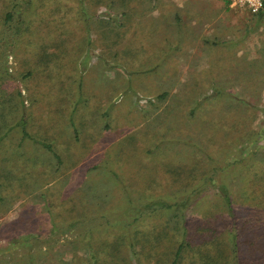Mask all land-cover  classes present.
Here are the masks:
<instances>
[{"label":"rangeland","instance_id":"rangeland-1","mask_svg":"<svg viewBox=\"0 0 264 264\" xmlns=\"http://www.w3.org/2000/svg\"><path fill=\"white\" fill-rule=\"evenodd\" d=\"M13 2L0 0V264H94L93 256L100 264H171L178 235L173 240L165 236L154 247L151 241L130 247V238H136L128 224L149 193L146 179L137 185L131 175L142 168L149 177L153 165L162 169V161L194 162L210 174L215 161L264 150V14L251 15L226 0H34L33 9L40 7L42 13L32 23V11H26L31 32L19 38L29 42H16L3 24L8 10H24ZM57 3L76 6L82 20L77 38L59 46L47 40L60 39L62 23L71 22L76 12H57ZM21 27L24 34L25 24ZM108 39L114 45L108 46ZM164 93L155 107L154 100ZM120 99L124 103L116 105ZM170 101L181 108L170 107L164 114V120L176 119L173 127L153 126L150 120ZM23 115L32 138L14 126ZM72 120L81 123L77 138ZM43 123L47 131L39 130ZM233 123L247 129L241 143L220 139ZM194 128L204 140L220 139L221 146L203 143L198 135L192 139ZM139 130L149 132L150 156L135 151L136 138L125 140ZM191 188L183 180L159 190ZM216 192L214 185L206 186L189 204L194 249L179 264L200 263L202 256L219 251L211 232L202 234L198 226L202 208ZM174 220L165 213L147 219L146 225L171 229ZM252 222L251 231L240 234L247 249L243 257H250L245 264H264L262 249L254 250L264 228ZM222 236L229 264H242L232 252L231 229ZM44 251L48 258L36 257Z\"/></svg>","mask_w":264,"mask_h":264},{"label":"trees","instance_id":"trees-1","mask_svg":"<svg viewBox=\"0 0 264 264\" xmlns=\"http://www.w3.org/2000/svg\"><path fill=\"white\" fill-rule=\"evenodd\" d=\"M226 2L228 3V0H226ZM13 3L15 8H21L24 5V10L21 11L19 14L8 10L3 18L4 27L6 30L12 31L16 42H22L23 40L29 42V40L24 39V37H21L23 39L19 38L21 35H26L28 31L31 32L30 26H28L29 23H27L28 17L26 16V11H32L33 16L31 19H39V16L42 13L40 10L41 8L37 7L36 9H33L35 6L34 0H16V2ZM57 5L58 7L55 8L57 12L59 11L65 13L66 15H70V13L72 14L76 12V6L72 9L71 3H68L66 6H63V4L60 3H57ZM80 13L78 14V12H76L75 15H72L73 18L71 19V22L62 23L63 29L60 35V39L47 40V44L51 45L50 43H52V45L57 44L59 46L58 43H61L62 45H65L70 42L71 36L73 39H76L77 37L75 30L78 29L82 22V20L78 19V15H80ZM34 19L31 21L32 23L35 22ZM46 21H48V19H46ZM24 24L25 27L23 28L25 33L21 34L23 32L21 25ZM108 29L113 32L114 27L110 26ZM114 42L115 41L108 39L106 41V44L108 46H112L114 45ZM30 43H33V41H31ZM88 43L92 44L93 39H90ZM47 44H43L44 49H46ZM40 55L41 57H46L44 55H47V50L43 51ZM27 61L29 62V59H27ZM58 67H60V65H56L55 69L57 70ZM29 73L32 74L33 72L30 71ZM167 95V93H164L160 96H157V98L160 97L158 99L159 101L156 99V103L154 100L153 105L155 107L160 106L161 102L164 101ZM123 103L124 99H120L115 104L119 105ZM172 104L173 102L170 101L167 108H164L159 114H157L150 120V122H153V126H161L164 124L167 129H171L173 127L171 123H174L176 119H163L165 112H167L168 109L172 107ZM177 106L178 105L174 104L172 109L176 108L175 111L178 112L179 110H181V108ZM127 107L129 108L130 105L127 104ZM193 112L194 110L190 113ZM177 120L181 121L183 119H180L178 117ZM15 125L21 128L23 132V137L32 138V136L28 132L27 118L25 117V115H23L21 119L17 120V122L14 123V126ZM72 126L74 127L75 137L77 138L78 129L79 126H81V123L77 124L74 122V120H72ZM177 126L179 127L178 123ZM48 129V125H46L45 123H43L39 127V130L47 131ZM227 130H229V132L227 133L224 131V136H221L220 139L222 140V138H228L233 144L236 142L241 143L244 135L247 134L246 128H244L243 126L237 128L234 123L232 125H229V127L226 128V131ZM250 133L251 135H253V130L250 131ZM148 135V131L143 132L139 130L138 133L136 132L128 135L125 140L128 141L130 139L136 138L135 151L137 150L142 155L150 156L152 150H150V148L147 150L146 148V144L148 143ZM189 135H191L192 139L194 136L198 135V139L201 140L203 143H214L218 147L221 146L220 139L214 140L212 137L205 138L204 140L202 138L201 131L199 132L197 128H194L192 132L190 131ZM130 136H132V138H130ZM161 141H163V139L160 140L156 145H154V147L157 148L159 144H161ZM249 143H251V140L247 141V143L243 145L245 147L243 149H247V147L250 145ZM44 144L48 150L53 151L56 157H58V155L53 150L50 144ZM234 158L235 159H233L232 161H228V158L226 157V160L223 159L221 163L215 161L216 165L213 164L211 169L212 172L210 174L207 172L202 173L201 166L194 162H191V164L176 165L172 162L165 163V161L161 162L163 165H161L162 169L155 170V165H153V170L150 173L149 177L142 175V168L137 169L135 172H133L134 174L131 176L135 179V181H137V185H142L140 182L141 178L146 179L145 182L147 184V190L149 191V193L144 195H148L146 198V201L148 202H146L145 204H141V206L137 207V216L134 217L133 220L130 221V223L128 224L132 227L134 226L133 232L131 229L130 233L133 235L134 238H136V242H133L134 239L130 238V240L132 241L130 247L132 249H136L138 248V245H142V243H147L149 241H151L154 247V242L156 243L160 241L165 236L167 238L172 237L171 240H173V237L178 235L180 236V241L178 242L176 249L170 251L172 253L174 251V260L171 264H179L180 261H182L185 253L189 252V250L191 249H194L193 247H191V239L194 236V234H192L190 224L192 220L191 216H188L186 213L189 204L194 201V198L200 196L206 186L214 185L217 189V192L214 195V199L209 202V205L207 207L202 208V219L199 221L201 223H199L198 226L201 229L202 234L211 232L210 235L212 239L217 242H215L216 247H218L219 245L220 249L215 255L208 253L202 256L200 263H198L197 261H193V264L230 263V260L228 259L231 258L229 246L226 239L222 236L223 231L228 227L232 231V252L234 256L236 258L242 257V264H245L246 261L248 262L250 257H243L245 255L244 251H247V249L243 247L244 243L243 240H240V237H242L240 236V234L246 235L248 231H251L253 227L251 226L253 223L252 221L260 222V225H263L264 228V150H261L260 148H255L248 153L244 151L239 155V157L237 156ZM163 173L169 175L170 181H167V183L163 182ZM115 175L117 178H119L118 173H116ZM238 179L242 180L241 185L236 183V180ZM183 180H186L187 185L191 186L192 188L189 190H174L171 193H165V191L159 190L161 189V187H169L173 184L177 185V183H180ZM144 213H149L148 215H150L151 217H146L147 215L143 217ZM165 213L170 214L175 218L173 226H170L171 229L169 227L162 229L159 228L158 230H156L157 228L155 230H151L148 228L149 225H146L147 219L154 218L159 216L160 214ZM105 220L106 223L110 222L108 218H106ZM248 222H251V224H248ZM93 227L94 226H92V228ZM55 229H58L56 224L54 225V230ZM150 237H152V239H150ZM259 238L260 243L256 245V247L259 248L254 250L261 251L262 249V251L264 252V248H261V245L264 244V233L262 235L260 234ZM90 244H92V242H90ZM88 245L87 247L89 248L90 246ZM141 247L144 249V247H147V244H143V246ZM251 247L253 246L250 244V248ZM90 248L91 250L95 249L94 244H92V247ZM114 249H117V251H119L117 246ZM241 252L243 253L242 256ZM252 252L253 251H251V253ZM199 253L201 254V252ZM90 258H93L94 264H100V260L97 259V257L93 256Z\"/></svg>","mask_w":264,"mask_h":264},{"label":"built area","instance_id":"built-area-1","mask_svg":"<svg viewBox=\"0 0 264 264\" xmlns=\"http://www.w3.org/2000/svg\"><path fill=\"white\" fill-rule=\"evenodd\" d=\"M232 8H239L249 12L251 15L264 14V0H228Z\"/></svg>","mask_w":264,"mask_h":264},{"label":"crops","instance_id":"crops-1","mask_svg":"<svg viewBox=\"0 0 264 264\" xmlns=\"http://www.w3.org/2000/svg\"><path fill=\"white\" fill-rule=\"evenodd\" d=\"M49 255H50V253L49 252H46V251H44V252H40L39 253V255H37L36 257L38 258V256L40 257V258H42L43 256H45V258H48L49 257ZM47 256V257H46ZM2 258H3V256H2ZM21 258V257H20ZM26 258L27 259H31V257L30 256H26ZM33 259H35V256H33L32 257ZM21 259H23V258H21ZM4 261V260H3ZM2 261V262H3ZM4 262H7V263H5V264H13V263H11L10 261H4ZM15 264H27V262L26 261H21V262H15Z\"/></svg>","mask_w":264,"mask_h":264}]
</instances>
